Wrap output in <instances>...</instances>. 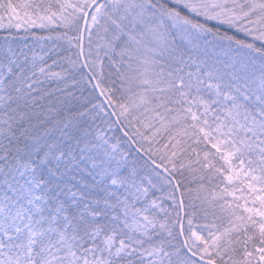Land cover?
Returning <instances> with one entry per match:
<instances>
[{
    "label": "snow or ice",
    "instance_id": "snow-or-ice-1",
    "mask_svg": "<svg viewBox=\"0 0 264 264\" xmlns=\"http://www.w3.org/2000/svg\"><path fill=\"white\" fill-rule=\"evenodd\" d=\"M0 264H264V0H0Z\"/></svg>",
    "mask_w": 264,
    "mask_h": 264
}]
</instances>
